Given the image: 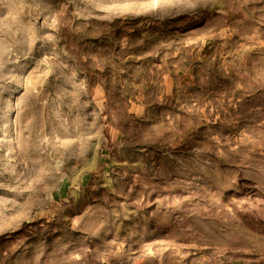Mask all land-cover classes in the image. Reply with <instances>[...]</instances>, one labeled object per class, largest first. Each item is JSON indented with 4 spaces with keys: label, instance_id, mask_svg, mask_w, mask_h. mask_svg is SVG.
<instances>
[{
    "label": "rangeland",
    "instance_id": "374dc122",
    "mask_svg": "<svg viewBox=\"0 0 264 264\" xmlns=\"http://www.w3.org/2000/svg\"><path fill=\"white\" fill-rule=\"evenodd\" d=\"M0 264H264V0H0Z\"/></svg>",
    "mask_w": 264,
    "mask_h": 264
}]
</instances>
